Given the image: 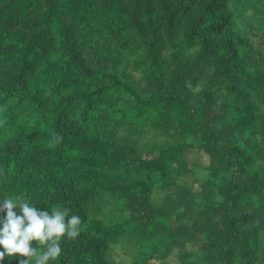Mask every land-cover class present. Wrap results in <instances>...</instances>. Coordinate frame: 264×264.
Returning a JSON list of instances; mask_svg holds the SVG:
<instances>
[{"label":"trees","instance_id":"16d2710c","mask_svg":"<svg viewBox=\"0 0 264 264\" xmlns=\"http://www.w3.org/2000/svg\"><path fill=\"white\" fill-rule=\"evenodd\" d=\"M17 195L81 217L49 264H264V0H0Z\"/></svg>","mask_w":264,"mask_h":264},{"label":"clouds","instance_id":"9594fccd","mask_svg":"<svg viewBox=\"0 0 264 264\" xmlns=\"http://www.w3.org/2000/svg\"><path fill=\"white\" fill-rule=\"evenodd\" d=\"M61 139L54 134L55 143ZM0 214V264L6 257L18 264H49L61 256V241L75 240L81 231V217L70 216L67 208L42 210L20 195L0 200Z\"/></svg>","mask_w":264,"mask_h":264},{"label":"rangeland","instance_id":"374dc122","mask_svg":"<svg viewBox=\"0 0 264 264\" xmlns=\"http://www.w3.org/2000/svg\"><path fill=\"white\" fill-rule=\"evenodd\" d=\"M115 255L121 260L130 262V258L123 252V250H121V248L119 249V247L115 249Z\"/></svg>","mask_w":264,"mask_h":264}]
</instances>
